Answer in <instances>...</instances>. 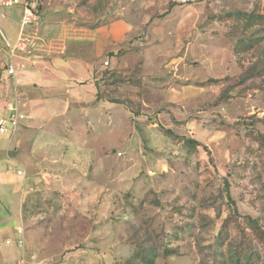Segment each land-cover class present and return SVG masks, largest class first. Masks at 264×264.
I'll return each instance as SVG.
<instances>
[{
  "label": "rangeland",
  "instance_id": "obj_1",
  "mask_svg": "<svg viewBox=\"0 0 264 264\" xmlns=\"http://www.w3.org/2000/svg\"><path fill=\"white\" fill-rule=\"evenodd\" d=\"M0 11L14 42L23 8ZM250 12L264 17V0L43 1L41 32L122 19L127 35L101 57L104 103L40 122L16 163L0 133V227L24 226L27 264L125 263L144 247L154 264H225L244 239L242 222L219 239L235 207L264 225V31Z\"/></svg>",
  "mask_w": 264,
  "mask_h": 264
},
{
  "label": "crops",
  "instance_id": "obj_2",
  "mask_svg": "<svg viewBox=\"0 0 264 264\" xmlns=\"http://www.w3.org/2000/svg\"><path fill=\"white\" fill-rule=\"evenodd\" d=\"M40 14L37 21L25 30V48L15 52L13 73L8 70L10 50L0 34V123L9 121L14 107L18 110L25 109L27 114H23L24 119L30 121L29 125L22 126V138L16 141L14 149L11 143L16 133L9 139L6 152L13 163L16 161L11 153L18 152L19 145L22 148L26 146L28 138L25 137H28L40 122L59 119L71 110L72 105L104 103L103 98L98 99L99 90L103 92L108 89L113 78L104 74L111 61L105 60L109 61V64L105 65V61L101 62V57L110 52L116 54L117 45L124 42L127 35V25L122 19L79 36H66L62 31L52 34L45 30L41 32L44 15ZM5 19L4 13L0 11V29L8 34L10 42L15 45L18 42L21 23L17 26L13 42ZM47 26L52 27L50 24ZM1 42L4 43L3 47ZM116 73L121 74L119 71ZM115 88L116 91L119 90L118 86ZM117 93V96H123V92ZM21 159L23 160L22 156ZM33 190L34 187L28 191ZM22 193H26L25 188ZM0 234L6 237L4 243L7 244L0 248V264H13L17 259L16 252L21 237L19 228L1 226Z\"/></svg>",
  "mask_w": 264,
  "mask_h": 264
},
{
  "label": "trees",
  "instance_id": "obj_3",
  "mask_svg": "<svg viewBox=\"0 0 264 264\" xmlns=\"http://www.w3.org/2000/svg\"><path fill=\"white\" fill-rule=\"evenodd\" d=\"M241 16V13L238 14ZM248 22L251 24L260 23L263 25L264 31V17L256 12L245 13ZM264 38V37H263ZM261 37H253L250 41H247V38H242L239 42L246 41L248 47H252ZM264 123V120H263ZM190 142H195L189 140ZM234 213L230 214L222 223V228L219 234V239L221 242H226L227 234L229 230V225L231 223H240L244 225L242 228V233L244 234V239H242L238 244L235 245L232 249L228 251L229 263L225 264H261V255L255 250L254 242H260L264 244V225L261 224L260 220L253 218L249 215L242 217L238 211V208L235 207ZM243 218V219H242ZM243 220V221H240ZM171 250L167 249L165 255ZM174 252V251H171ZM156 254L153 253V250L147 249L144 247L142 249H135L132 255L127 259L125 263L117 264H136V260L140 261L141 264H154L156 259Z\"/></svg>",
  "mask_w": 264,
  "mask_h": 264
},
{
  "label": "built area",
  "instance_id": "obj_4",
  "mask_svg": "<svg viewBox=\"0 0 264 264\" xmlns=\"http://www.w3.org/2000/svg\"><path fill=\"white\" fill-rule=\"evenodd\" d=\"M44 0H0V10L2 7H14V6H22V17L20 21V29H19V38L18 42L15 45H12L10 42V39L8 37V34L6 32L1 31L0 34L4 37L6 40L7 46L10 50V58L8 61V70L10 73L14 72L13 67V57L15 56V52L17 49H24L25 44L24 41V35L25 30L27 27L32 25L34 22L37 21L38 16L40 14V9L43 4ZM109 61H105V65H108ZM25 116L19 112L17 107L12 108L10 117H9V124L7 123H0V133L5 134L10 132V137H13V135L17 132L20 120L24 119ZM17 173L24 178L27 176L26 170L18 169ZM19 233L21 234V237L18 241V247L20 248L21 254L20 256L14 261L13 264H27L26 259V246H25V236H24V227L21 226L19 228ZM9 242V241H8Z\"/></svg>",
  "mask_w": 264,
  "mask_h": 264
}]
</instances>
